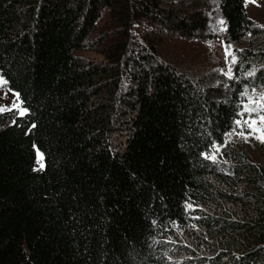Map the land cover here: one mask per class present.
<instances>
[{"label":"trees","instance_id":"1","mask_svg":"<svg viewBox=\"0 0 264 264\" xmlns=\"http://www.w3.org/2000/svg\"><path fill=\"white\" fill-rule=\"evenodd\" d=\"M245 3L0 0V78L27 109L0 111V264H176L172 239L195 226L206 250L181 241L178 264H264V166L205 156L264 87ZM105 13L107 61H85ZM215 15L249 45L230 77L187 76L132 33L148 21L203 40Z\"/></svg>","mask_w":264,"mask_h":264},{"label":"rangeland","instance_id":"2","mask_svg":"<svg viewBox=\"0 0 264 264\" xmlns=\"http://www.w3.org/2000/svg\"><path fill=\"white\" fill-rule=\"evenodd\" d=\"M245 9L247 15L262 27H264V0H246ZM224 23L221 25L220 21ZM109 19L107 13L100 20L98 28L93 31L90 36L92 41H88L85 47L77 51L75 54L85 61H92L98 64H104L107 61V48L109 46L112 30H107ZM133 35L143 45L148 43H157L160 59L173 63L181 72L194 78L206 76L214 73L219 76L230 77L232 69L239 58V53L247 48L248 41L241 43L229 42L226 33V22L215 15L203 40L186 39L179 35L163 34L162 31L152 22L143 21L142 23H133ZM110 26V23H109ZM223 29V30H221ZM109 37V38H107ZM257 44V41L255 42ZM233 59L235 62H233ZM253 66L256 68L255 64ZM2 79V78H0ZM3 80V79H2ZM4 81V80H3ZM125 84H122V91H125ZM255 90V91H254ZM252 90L246 97L245 105H249V98H257L264 95V87L261 89ZM16 105H19L17 108ZM244 105V109H245ZM251 106V105H250ZM0 109L3 111L14 110L19 114V110L23 109L16 93L9 91L4 83L0 84ZM2 112V111H1ZM256 116L255 113L252 114ZM248 119V113H243L240 121ZM247 131L239 126L232 131L226 138V144L216 152V160L214 163H222L228 165L229 159L235 155L246 154L252 163L264 166V143L254 137L245 139L238 135L240 131ZM117 141H121L117 136ZM213 151L210 155H212ZM197 208L191 206L190 210ZM198 215H195L196 218ZM191 235H196L194 239ZM206 240H210L207 235L202 236V231L198 227H188L185 230L178 231V237L172 239L175 244L173 261L178 264L177 260L185 257L177 251L180 243L186 246H191L197 251L206 250ZM182 241V242H181ZM183 253H186L182 250Z\"/></svg>","mask_w":264,"mask_h":264},{"label":"snow or ice","instance_id":"3","mask_svg":"<svg viewBox=\"0 0 264 264\" xmlns=\"http://www.w3.org/2000/svg\"><path fill=\"white\" fill-rule=\"evenodd\" d=\"M224 22L221 20L220 24L222 25ZM223 30V29H221ZM233 62L235 60L233 59ZM249 75H252V73H249ZM5 83L2 79H0V84ZM255 91V90H254ZM17 98L19 97V94H16ZM247 95V93H245ZM251 105V106H250ZM18 108L19 105H16ZM245 112L248 113V119L240 121L237 120L236 124L240 128L244 129L245 126L247 127V131H240L237 133L241 137L248 139L249 137H254L255 139L260 140L262 143H264V95H261L255 99L249 98V105H245ZM0 111H3V109H0ZM255 113L256 116L253 117L252 114ZM27 114V109H20L19 110V115L21 117H24ZM243 115V113H242ZM32 127H36L35 124L32 125ZM231 135V134H230ZM220 145H214L213 146V153L212 155H208L207 153L205 154L206 158L212 159L213 161L216 160V152L220 150ZM44 157L43 154L41 153L39 156L38 163L40 165V168H44V164L42 163ZM191 207V205H189Z\"/></svg>","mask_w":264,"mask_h":264}]
</instances>
